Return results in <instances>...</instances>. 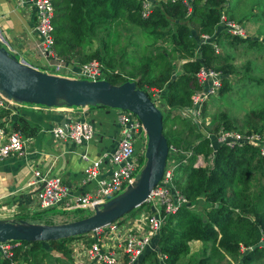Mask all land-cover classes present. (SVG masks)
Returning a JSON list of instances; mask_svg holds the SVG:
<instances>
[{
  "label": "trees",
  "instance_id": "trees-1",
  "mask_svg": "<svg viewBox=\"0 0 264 264\" xmlns=\"http://www.w3.org/2000/svg\"><path fill=\"white\" fill-rule=\"evenodd\" d=\"M186 2L189 11L184 0L153 2L148 15L143 18L140 15L141 0H52L54 53L63 63L100 61L102 79L111 84L134 81L136 87L144 91L159 90L158 100L168 108H189L190 96L197 89L195 74L200 67H208L221 74V86L214 96L219 97L230 89L229 76L239 68L233 63L232 53H216L208 41L199 39V34H207L218 44L226 42L245 51L262 48L264 54V46L259 48L256 39L233 36L218 27L219 14L220 11L226 13L227 0ZM260 17L264 20V15ZM118 18L117 29L132 26L139 30L137 39L142 40L135 41L133 47H140L142 55L135 62L126 58L125 44L121 47L120 58L104 56V38L110 32L108 27ZM128 38L130 33L126 40ZM176 61L178 65H175ZM247 68L242 66L240 69ZM147 95L152 100L150 91ZM204 110L203 107L200 114ZM160 111L167 146L191 152L185 162L180 160L182 154L175 157L174 185L188 203L203 202L204 211L194 213L183 205L174 214L167 215L153 239L156 252L164 258L159 261L155 251L145 250L133 264H210L208 253L229 258L230 263L224 264H233V261L234 264H264V246L249 249L260 240L264 241V151L250 145L212 148L209 138L200 137L189 120ZM9 112L8 106L0 108V123L7 121L24 137L33 134L35 127L25 118L4 119ZM258 124L264 126V108L250 110L242 127L247 131L256 130L260 127ZM172 125L176 126L175 135L169 129ZM220 125L230 129L233 122L222 116ZM184 135H194L197 141L192 144ZM194 155H201L206 161L211 155L212 162L209 165L207 162V166L194 165ZM143 205L125 215H133ZM71 239L19 241L20 246L12 248V258H0V264H10L16 259L28 264H48L51 251L61 254L62 260L57 264H67L70 250L66 244ZM189 240L208 245L197 257L185 260Z\"/></svg>",
  "mask_w": 264,
  "mask_h": 264
},
{
  "label": "built area",
  "instance_id": "built-area-1",
  "mask_svg": "<svg viewBox=\"0 0 264 264\" xmlns=\"http://www.w3.org/2000/svg\"><path fill=\"white\" fill-rule=\"evenodd\" d=\"M159 0H141V17H146L152 7V3ZM186 3V0H184ZM14 4L23 10L24 14H32L34 20V34L37 38V45L40 54L50 62L48 65L38 69L42 72L58 76L98 80L101 79V67L97 60H89L75 66L73 63L60 61L53 49V36L51 18L53 13L52 0H14ZM189 9V5H187ZM218 27L233 36L244 37L243 26L228 19L221 11L219 14ZM202 41H208L207 34H200ZM0 45L2 38L0 35ZM49 70L52 71L49 72ZM197 89L190 96L189 108H181V114L192 113L200 115L201 104L208 97L217 94L220 87V74L210 68L200 67L196 74ZM152 102L161 107L158 97L152 98ZM21 105L33 108H46L44 106L25 103H13L6 100L0 94V108L20 107ZM57 108L64 115L63 124H55L50 128L51 137L55 141L68 140L74 144H83L94 137L92 123L85 118L78 116L84 114L85 107H66L64 105L51 107ZM115 110V124L118 129V137L115 148L111 152L103 151L93 159L87 158L84 154L85 165L81 169L78 186L80 191L73 193L68 184L59 176L49 175L48 171L32 170L31 184H42L41 188L33 194L31 200L32 211H45L51 207L60 210H83L93 211L95 206H100L108 199L122 192L127 185L136 178L138 171L144 161V149L146 136L139 119L128 110ZM263 126L256 130H245L243 133L232 129H222L215 134H206L211 138L209 146L214 148L217 145L226 147L250 145L258 147L264 144ZM28 137H24L18 130L0 123V161L9 158H20L24 155V147ZM178 150L173 146L168 147V154L172 157L165 158L164 167L157 184L150 190L145 204H148V212L140 210L137 227L117 226V221L95 228L86 234L72 238L66 244L70 250V256L76 264L87 262L88 264H133L145 250L155 249L152 240L160 228L164 217L175 213L178 208L186 204L185 198L181 195L173 183V173L177 167ZM184 158L189 152H183ZM143 158V160H142ZM202 157L197 155L195 164H201ZM185 162V159H181ZM212 158L209 157L208 163ZM140 170V169H139ZM120 229V230H118ZM101 234V237H97ZM89 238L90 243H86ZM19 242H0V258H12L13 247L19 246ZM17 260V259H16ZM14 260L10 264H15ZM19 264H27L20 262Z\"/></svg>",
  "mask_w": 264,
  "mask_h": 264
},
{
  "label": "water",
  "instance_id": "water-1",
  "mask_svg": "<svg viewBox=\"0 0 264 264\" xmlns=\"http://www.w3.org/2000/svg\"><path fill=\"white\" fill-rule=\"evenodd\" d=\"M0 94L13 103L46 108L101 105L108 109L128 110L139 119L146 136L143 164L136 178L122 192L95 206L87 216L69 222L28 224L24 220H0V242H48L80 237L116 221L145 202L159 181L167 155L161 111L144 90L136 87L134 81L111 84L104 79L91 81L45 73L18 60L0 45ZM260 246H264L263 240L249 249Z\"/></svg>",
  "mask_w": 264,
  "mask_h": 264
},
{
  "label": "crops",
  "instance_id": "crops-1",
  "mask_svg": "<svg viewBox=\"0 0 264 264\" xmlns=\"http://www.w3.org/2000/svg\"><path fill=\"white\" fill-rule=\"evenodd\" d=\"M239 1L242 0H227L225 14L228 16L233 14ZM261 3L263 0H251L250 4L255 6L249 16L257 15L255 18L259 19L258 16L264 15V6ZM247 17L245 19L238 17L233 21L241 23L245 20L249 23ZM254 22L250 23L252 25L259 23ZM33 27L34 20L31 13L24 14L23 10L14 4V0H0L2 46L9 53L17 56L18 60L26 62L33 68L42 69L48 65L46 62L51 60L45 59L40 54ZM175 63L178 65L177 61ZM77 113L78 116L92 123L95 132L91 140L80 145L68 140L55 141L51 137L50 128L65 120L64 115L57 108H33L25 105L10 107V112L4 119L10 120L11 117L21 116L34 126L35 130L28 137L22 157H9L0 161V220L16 222L21 218H29L36 212H40L41 215L47 212L30 209L33 194L39 189V184L29 183L33 178L32 170H47L49 175L61 177L68 184L71 192L78 193L81 190L78 186L81 169L86 163L80 155L84 154L87 158L93 159L101 152H111L115 148L118 129L115 124L114 109L87 108L82 115L77 109ZM3 124L9 126L7 121ZM71 264L76 263L71 260Z\"/></svg>",
  "mask_w": 264,
  "mask_h": 264
},
{
  "label": "rangeland",
  "instance_id": "rangeland-1",
  "mask_svg": "<svg viewBox=\"0 0 264 264\" xmlns=\"http://www.w3.org/2000/svg\"><path fill=\"white\" fill-rule=\"evenodd\" d=\"M251 0H242L241 2H238L236 11L233 10V14H230V16H225L230 19H237L238 17H242L245 19L247 16V21L249 23L245 22V20L241 21V26H243L244 30V37H248V39L255 38L259 43V48L264 46V20L261 19L260 16L259 19H256L255 16L257 15H251V9L255 6V4H250ZM264 6V0L263 3H261ZM120 18L116 19L115 21L111 22L109 25V34L108 37L104 38V43L106 45L104 51V56L108 57H114L120 58L119 54L121 51V47L124 45L126 46V49H124L126 53V58L129 61L135 62L136 59L142 55V52L140 50V47L135 49L133 46L135 45V41H139L142 39L139 38V30H137L135 27L132 26H126L123 22L122 24L126 26V28H120L117 29V24L119 23ZM254 21H257V25H252ZM223 31V30H222ZM130 33L129 40H126L127 35ZM123 34L125 36L123 37ZM132 35V36H131ZM126 41V42H125ZM213 47L217 53H232L233 57V63L234 65L239 68V71H237L234 74H231L229 76L230 81V89L222 94L218 95L219 97L210 96L201 104V110L204 107L205 110L203 114L200 115H193L192 113L188 114H181V108H168L163 103L160 102V109L164 111H168L171 116H176L180 119L189 120L191 124H193V129L198 130L200 137L205 136L206 134H215L217 131L224 129L220 125V118L228 117L232 120L233 126L230 128L233 131H238L240 133H243L245 131V127H242L243 121L245 119L246 114L253 109L258 108H264V54L263 49L260 48L256 51L246 52L244 49H239L240 47H234L231 44H227L226 42L213 43ZM53 49V44H52ZM54 51V49H53ZM17 57V56H16ZM57 57V56H56ZM114 59V60H115ZM100 64V67L102 68V63L100 61H97ZM75 66H77V63H74ZM242 66H247L248 68L246 70H241L240 68ZM49 72L52 73L51 70ZM102 79V78H101ZM148 91H145L146 93L150 91V94L152 95V98L159 97V90L155 89H147ZM152 91V92H151ZM99 106V105H97ZM76 107V106H72ZM97 108L96 106H87V108ZM86 108V109H87ZM200 110V111H201ZM193 121V122H192ZM168 123L165 125V130L167 129ZM258 126H261L258 124ZM257 126V127H258ZM175 125H172L169 129L171 131V134H176ZM261 135H264V126H263V132H261ZM185 136V140L192 142L194 144L197 141V137L192 136ZM264 140V138H263ZM177 155L182 154V149H178ZM260 149H264V144L260 146ZM172 156L170 154H167L166 159H170ZM178 158V157H177ZM195 162V160H194ZM208 160H201V165L207 166ZM143 164V161H142ZM140 169V168H139ZM139 169L136 171L139 172ZM176 172V169L174 170V173ZM174 173H173V182H174ZM187 206H192L190 209L191 212H198L204 211L203 210V202L197 201L188 203ZM144 210L148 212V204L143 205ZM142 207V208H143ZM47 212L44 215H41V213H34L32 216L26 219H20L24 220L28 224H58L63 222H69L72 220H75V217L78 216H87L92 211L87 210H81L78 212H74V210H60L56 209L55 207H51L46 210ZM140 211L136 209L133 215H125L117 219L116 223L117 226L122 227H137L139 225L138 219H139ZM201 214V213H200ZM81 217V218H83ZM79 219V218H78ZM120 230V229H118ZM98 238L101 237V234L97 236ZM90 239H86V243H90ZM206 244L205 246H207ZM20 246V245H19ZM18 246V247H19ZM204 243L202 241L198 240H189L187 241V254L185 255V260L191 257H197L198 254H201L202 248L205 247ZM242 252L245 251V249L241 250ZM61 255V254H60ZM59 255V253H53L52 251L48 254L50 257L47 262L48 264H57L60 260H62V257ZM208 256L210 257V264H224L225 262L230 263L226 256L223 257V255L217 257L216 253H208ZM71 256L68 261L67 258V264L69 262L71 263ZM16 263L19 264L20 262H24L22 260H14ZM13 261V262H14ZM26 263V261L24 262ZM28 264V262H27ZM234 264V261H233Z\"/></svg>",
  "mask_w": 264,
  "mask_h": 264
},
{
  "label": "clouds",
  "instance_id": "clouds-1",
  "mask_svg": "<svg viewBox=\"0 0 264 264\" xmlns=\"http://www.w3.org/2000/svg\"><path fill=\"white\" fill-rule=\"evenodd\" d=\"M185 3V2H184ZM186 4V7H187V2L185 3ZM189 9H190V6H189ZM189 9H187L188 11H189ZM221 12V11H220ZM223 13H224V11H222ZM200 35V34H199ZM200 39V38H199ZM201 40V39H200ZM202 41V40H201ZM202 42H205V41H202ZM208 42H209V44L213 47V43H215V41L210 37L209 38V40H208ZM213 49H214V47H213ZM214 51H215V49H214ZM216 52V51H215ZM217 53V52H216ZM206 68H208V67H206ZM211 69V68H210ZM216 71V70H215ZM219 72V71H218ZM219 74H220V72H219ZM220 83H221V74H220ZM220 86H221V84H220ZM220 88V87H219ZM217 93H218V91H217ZM151 100V99H150ZM152 101V100H151ZM158 109H159V107H157ZM160 110V109H159ZM209 138V137H208ZM210 139L211 138H209V141H210ZM216 147V146H215ZM167 152H168V146H167ZM183 152H189V155L187 156V157H189L190 155H191V152H190V150L188 149V150H183L182 151V155H183V158H181V159H185V161H186V158L187 157H185L184 158V154H183ZM168 154V153H167ZM167 156V155H166ZM196 156L197 155H194V159H193V162H194V160H195V158H196ZM201 156V155H200ZM176 158H177V155L175 156ZM202 157V156H201ZM209 157H212L211 155L209 156ZM209 157L207 158V160L209 159ZM166 158V157H165ZM180 159V160H181ZM202 159H204L203 157H202ZM165 162V161H164ZM212 162V161H211ZM194 165H197V164H195V162H194ZM199 165H201V164H199ZM208 165H209V163H208ZM201 166H203V165H201ZM174 183V182H173ZM175 186V185H174ZM187 202V201H186ZM143 204H145V202H143ZM187 204H188V202L186 203V204H183V205H186L187 206ZM183 205H181V206H183ZM188 208H191L192 206H187ZM174 214V213H173ZM170 215V214H169ZM166 217V216H165ZM165 217H164V219H165ZM164 221V220H163ZM163 223V222H162ZM162 225V224H161ZM159 230V229H158ZM153 239H154V237H153ZM11 242H13V241H11ZM16 242H19V241H16ZM152 242H153V240H152ZM154 244V243H153ZM149 250V249H148ZM150 251H155L156 252V248L155 249H153V250H150ZM156 258L159 260V261H161L163 258H164V255L163 254H160L159 252H156Z\"/></svg>",
  "mask_w": 264,
  "mask_h": 264
},
{
  "label": "bare ground",
  "instance_id": "bare-ground-1",
  "mask_svg": "<svg viewBox=\"0 0 264 264\" xmlns=\"http://www.w3.org/2000/svg\"><path fill=\"white\" fill-rule=\"evenodd\" d=\"M148 91V90H147ZM152 92V91H151ZM151 98V97H150ZM168 112V111H167ZM163 115V114H162ZM171 118V117H170ZM126 217V216H125Z\"/></svg>",
  "mask_w": 264,
  "mask_h": 264
}]
</instances>
